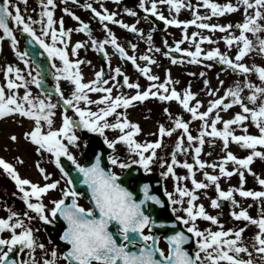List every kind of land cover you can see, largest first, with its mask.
<instances>
[{
    "label": "snow or ice",
    "instance_id": "obj_1",
    "mask_svg": "<svg viewBox=\"0 0 264 264\" xmlns=\"http://www.w3.org/2000/svg\"><path fill=\"white\" fill-rule=\"evenodd\" d=\"M24 2L26 3V0ZM158 4H166L169 6V11L175 10L177 13L183 7H192L191 4L182 3V0H147V2L141 0L139 7L146 14H151L159 21H163L165 25H183L184 28L193 25L198 29L219 30L228 33L223 37L227 48L230 49L233 45L237 48L234 56H230L227 52L221 53L218 48L205 52L201 44L204 42L215 43V41L210 36L201 35L199 32H192L191 37L185 32L182 40L176 42L173 48L162 53L165 57H170L173 51L176 53L183 52L190 58V63H200L201 57L210 61L215 60L234 73L242 74L245 77L243 81L236 82L234 87H228L223 96H217L215 89L210 90L209 94L214 98L208 102L204 111H200L201 107L204 106L203 102L196 100L194 104H190V101L195 99V94L190 90V86L183 92L178 91L175 87H170L173 83L170 75L168 79L160 82L159 77L152 74L149 67V65L157 62L145 54L139 57L140 60L145 61V65L138 64L137 57L129 55L125 51V48L121 46L115 34L107 28L106 24L104 25L107 32L106 38L103 40L92 39L91 46L96 51L103 52L107 57L105 45L110 44L121 58L131 61L139 73L143 74L150 82L144 90H141L138 82H130L129 76L123 74L120 67H116L108 73L107 79L104 78L105 72L101 68L94 72V79L88 82L83 81L80 65L85 61L69 59L68 43L65 38L69 37L71 30L66 31L64 29L62 19L59 29L54 27L56 21L52 9L56 7L55 0H40L42 10L39 13V20H34L30 16L26 19L22 15L19 5L13 4L11 0H3L0 3V30L3 33L0 40L9 38L11 46L14 49L17 47V37L14 35L13 28L10 27V22H12L21 33L27 34L31 38L29 43L37 44L50 60L58 59L61 62L60 66L55 63L52 64L54 69L52 76L57 82L54 85V92L58 96L55 103L51 99L53 91L43 88L46 77L43 74L41 64L30 60L27 51L17 52V56L23 60L26 66H29L27 77L19 67L8 65L4 70L5 84L0 85V118L18 115L21 118L31 120L33 127L23 134L24 138L35 146V151L41 156L44 153L49 154L61 172V179L48 182L51 174L46 173L44 168L37 165L46 181L40 185L27 178H22L13 163L0 158V169L14 181L15 187L20 193V199L26 208L35 214L29 215V211H25L21 215L9 210L10 214L6 218H0V234L5 231L11 234L10 238L0 236V264H17L16 260L9 259V254L17 246L21 252L25 248L28 249L30 255L35 252L36 248H45L43 243L37 242L34 229L26 223V220L39 219L45 224H54L58 218H62L65 225L59 239L64 242L66 251L62 257H58L56 250L53 249L51 251L52 259H45L43 264H57L58 259H63L65 264H253L252 253L249 251V246L245 245L242 236L248 225L258 228L250 247L264 259V210L258 218H253L244 209L233 210L230 213L233 219L243 220L248 224L237 229L223 230V225L220 224L218 217L209 214L203 204L196 203L199 199L197 190H207L210 187H214L218 193L216 198L210 200L213 208L221 207V201L229 202L233 208L238 207L239 202L235 199V193L244 198L264 199V191L243 189L245 171L256 175L250 168L254 158L264 160V151L258 150V146L264 148V66L255 64L249 66L243 62L244 58L255 47L253 40H250L246 33L256 35L257 50L264 53V38L257 35L264 32V24L259 23L260 20H264V0H237V5L242 4L244 7L243 22L235 25L240 30L239 35L229 33V29L233 25L204 23L202 21L208 17L198 14L195 15L194 19L187 21L166 18L158 11ZM237 5L230 2L221 5L211 2V0H203V6L211 10L212 16L235 12L238 10ZM84 7L91 9L101 22L110 21L133 33L140 32L141 35L143 34L135 23L129 25L114 19L115 12H109L107 9L97 11L91 4H85ZM249 10L252 11L249 12ZM64 11L67 12L68 9L65 8ZM129 15L136 16L137 13L129 10ZM73 18L79 21V17L73 16ZM35 24L40 25L39 34L33 27ZM76 31L88 32L91 36L89 25L83 21L80 22V27ZM148 39L151 41V34H149ZM49 40L50 42H48ZM184 40H190L194 44L195 50L182 49L180 45ZM83 46L81 42H77L72 48L73 55L76 54L77 49ZM131 47L135 50L137 46L133 44ZM155 51L159 52L160 49L157 48ZM171 62L175 64L178 59L172 57ZM179 62H183L182 58ZM33 71L35 72L34 75ZM253 73L258 76L260 85L252 83L248 79ZM200 75L203 76L205 73L201 72ZM118 76H122V81L116 79ZM61 79L70 82L72 86L67 97L61 91L59 84ZM110 81H112L111 84ZM204 83L207 85L208 81L205 80ZM219 83L223 86L224 82L219 81ZM30 85H35L37 89H41L43 95L34 97ZM125 87L134 89L135 93L127 95L118 91L113 96L114 88ZM20 88H24L23 95L18 94ZM244 88L249 90L247 94L244 93ZM88 93H102L103 95L99 96L97 100H92ZM150 97L162 102H178L182 109L190 114L191 121H201L199 134L193 136L189 129V122L174 117L170 127L166 128L163 124L158 126L159 138L156 141L138 142L135 137L141 132L140 126L131 122L125 112L117 110L127 109L133 105V102H143ZM58 104L63 108L64 115L62 125L54 128L53 117ZM88 104L96 105L97 109L93 111L91 108L82 106ZM249 104L252 106L250 107ZM233 106H239L241 111L235 113L231 118H222L219 114L220 111H227ZM69 109L74 112L75 118L66 114ZM164 111L169 112L168 108H165ZM109 117L113 119L109 120ZM245 122H250L255 126L258 129V134H249L248 124ZM218 124H222V128H218ZM234 125L239 127L243 134H236L232 127ZM76 129H86L91 133H99L104 136V143L113 151H115L118 143L126 146L129 162H124L119 156L113 154L108 156V161L112 166L129 169L132 164H138L143 167L145 172L151 171L150 165L156 159V150L162 147L163 138L165 136L171 137L178 129L182 130L171 153V162L161 160V166L166 165V171L162 172L161 175L167 177L171 174L177 181L175 190L179 194V199H173L172 194L169 193V200L173 205H181L179 210L186 215L177 216L176 220L180 221L185 226L186 232L191 235L186 234L185 231H174V234L166 237L167 252L159 248V237L152 232L156 222L149 214L147 204L154 202L159 205L162 203L161 199L157 195L150 194L148 184H143V198H138L121 182L120 175L102 166L101 156H97L95 162L90 165L80 164L70 151V146L79 147L80 138L76 135ZM106 129L118 131L119 134L114 139L109 140L105 135ZM205 137L211 138L209 143H213L216 138L222 141V147L226 154L219 163L208 164L199 158L205 144ZM185 138L187 146H185ZM10 139L16 141L17 137L12 135ZM230 142L249 150V154L243 158H238L229 150ZM190 149L194 152V163L177 160L178 152L187 155ZM61 157H66L71 162L78 174L77 177H73L68 171H65V168L61 166ZM16 159L19 163H23L22 158L17 157ZM229 162L234 165L231 171L226 168ZM174 166L187 169L189 176H177L174 172ZM195 166H198L199 170L218 168L219 174L203 171L205 180L198 181L195 178ZM234 174L239 176L240 187H229L227 190H222L220 178H231ZM189 178H191L193 185L192 189L180 186L179 181ZM77 179L80 184L86 186L90 207H85L79 203L80 198L85 193L77 190L75 186ZM61 180L64 181L62 187ZM257 180L259 185L264 186V178L257 177ZM50 190H58L60 197L52 199L50 201L52 207L48 208L43 202V197ZM204 195H207L206 191ZM185 198H187L186 201ZM175 211L177 209L173 208V212ZM198 218H202L212 225H217L220 230L213 231L211 228L200 230L196 224ZM145 229L148 230L147 233ZM173 229H175V225H173ZM193 237L196 238L195 243L198 248L194 256L185 247ZM4 248L7 251H4ZM201 253L204 254L203 257ZM242 254H246L248 258H242ZM31 264H36L34 258Z\"/></svg>",
    "mask_w": 264,
    "mask_h": 264
},
{
    "label": "rangeland",
    "instance_id": "obj_2",
    "mask_svg": "<svg viewBox=\"0 0 264 264\" xmlns=\"http://www.w3.org/2000/svg\"><path fill=\"white\" fill-rule=\"evenodd\" d=\"M147 2V0H146ZM211 2H215L218 4L232 3L237 5V0H211ZM184 4H191L192 7H183L180 12L177 13L175 10L169 11V6L166 4H158V9L166 18H175L181 21H187L195 18V15L198 14L200 16L208 17L203 20L204 23L209 24H220L227 25L231 24L233 27L229 29V33L233 35H239L240 30L235 27L237 23H242L244 19V7L242 4L237 5L238 10L232 13H225L221 16H212L211 10L206 6H203V0H182ZM150 6V5H149ZM136 8H132L131 11H135L137 13L136 16L129 15V12H124L123 6L118 3H112L110 6V12H115L116 16L114 19H118L119 21H123L129 25L136 24L137 28L143 32V37L138 38L136 35H130L128 29L121 27L119 24H112V33L118 39V42L125 47V41L130 40L135 43L136 52H137V63L141 65L139 57L142 55L151 56L157 63L149 65L151 69V73L159 77V81L163 82L168 79L169 75L171 81L173 82L170 87H175L178 91L183 92L185 89H188L190 86V90L195 94V99L190 101V104H194L196 100L203 102V107H201L200 111H204L207 107L208 102L214 97L210 95V90L215 89L217 96H223L224 91L228 87H234L236 82L243 81L245 77L242 74L234 73L231 69L223 68L220 66L215 60H206L201 57L200 63H190V58L187 57L183 52L182 60L183 62H178L173 64L171 62V57H165L162 53L167 50V48H173L175 43L182 40L184 38L185 32L191 37L192 32H199L201 35L210 36L215 43L204 42L201 44L202 49L206 52L213 48H218L221 53L227 52L230 56H234L237 51L235 45L230 49L227 48L223 37L228 33L220 32L219 30L211 31L208 29H198L196 26L189 25L187 28L181 26H171L165 25L162 30L157 29L155 25H153L148 19H145V15L143 14V10L140 9L139 6L136 5ZM252 10H249L251 12ZM139 21V23H137ZM259 23L264 24V20H260ZM155 33L163 36L165 38V47L163 48L160 45H157L154 42ZM151 34V41H149L148 36ZM250 40H253L255 47L253 50L248 53V55L244 58V61L249 66L255 64L257 66H264V53H260L257 50L258 41L256 35L252 33H246ZM260 38H264V32H260L257 34ZM199 40V37H197ZM182 49L195 50L194 44L190 40H184V42L180 45ZM160 49L159 52L155 51V49ZM151 49V51H149ZM111 68L105 74L104 78H108V73H110L114 68L120 67L123 74L129 76L130 82H138L141 86V90H144L147 85L150 83L147 81L146 77L139 73L138 69L135 67L134 71L128 73V70H124V66L118 58V56L114 55L111 60ZM145 63L141 66H144ZM211 65V67H208ZM203 72L205 75L201 76L200 73ZM140 75H143V78H139ZM83 76V81L88 82L90 79H84L85 74ZM119 81H122V76L117 77ZM248 79L257 85H260V81L258 76L253 73ZM207 80L208 84L206 85L204 81ZM219 81H223V86L220 85ZM112 81H110V84ZM120 91L124 94L131 93L129 91L126 92L123 88H114L113 96ZM248 89L244 88V93H248ZM21 92V90L19 91ZM135 93V90H134ZM23 95V93H18ZM92 100H97L99 96L103 95L102 93H88ZM247 103V101H245ZM84 107L91 108L93 111L97 109V106L94 104L82 105ZM102 106V105H101ZM251 107L252 105L249 104ZM165 108H168L169 112L166 113L164 111ZM117 111L125 112L127 118L134 123H137L141 132L135 137L138 142L146 143L156 141L158 136V126L163 124L166 128L172 125V118L178 117L182 118L184 121L189 122V129L193 136H197L199 134L201 121L195 120L191 121L190 114L182 109V106L179 105L176 101H167L162 102L156 98H149L143 102H137V106L134 108L127 109H118ZM241 109L239 106H233L227 111H220V115L224 119L231 118L235 113L240 112ZM69 117H74L75 115H69ZM171 114V115H170ZM64 115V114H63ZM112 117H109V120H112ZM54 120V128H58L62 125L60 123L59 117L53 118ZM248 124V133L249 134H258V129L253 126L250 122H245ZM33 127V122L26 118H21L18 115L15 117L9 116L5 118H0V158H4L6 161L13 163L17 168L20 176L22 178H27L32 182L39 183L43 185L46 181L43 179V175L40 173L39 167L45 169L46 173H50V181L61 179V172L56 167L54 160L49 156V154L44 153L43 156L38 154L35 151V146L28 142L24 138V133L29 131ZM218 128H222V124L217 125ZM235 129L236 134H243L242 130L237 126H232ZM182 130H176L171 137L165 136L163 138L162 147L156 150V159L150 165L151 171L154 175L160 176L163 179L164 188L166 189L167 195L169 193L172 194L173 199H179V194L176 192L177 181L170 174L165 177L162 176L161 173L166 171V165L164 167L161 166V160L171 162V153L174 150V145L180 136ZM118 131L106 129L105 135L109 140L114 139L118 135ZM15 135L17 137L16 141H12L10 137ZM76 135L80 138L78 141L79 147L70 146L71 153L75 156L79 163H83L85 157V149L90 145L96 143L99 139L104 143V136H101L99 133H91L86 129H76ZM211 138L205 137V144L202 147V152L200 154V159L206 161L208 164L219 163L220 159L225 156V152L222 147V141L219 138H216L213 143H209ZM107 145V144H105ZM185 146H187L186 138H185ZM229 150L232 151L238 158H243L249 154V150L240 148L235 143L230 142ZM258 150L264 151V148H260L258 146ZM117 155L124 162H129V153L124 151L121 147V144H117L115 151L111 152V155ZM194 152L193 150H189L188 154L185 155L182 152H178L177 160L183 162L187 161L188 163H194ZM17 157L22 158L23 163H19L17 161ZM141 166V165H140ZM111 169L117 174H122L125 169H121L119 167H114L110 164ZM142 167V166H141ZM234 165L229 162L226 165V168L231 171ZM143 168V167H142ZM252 172L256 175L250 174L248 171H245V182L243 184L244 190H252V191H264V186L259 185L257 177L264 178V160L260 158H254L253 163L250 165ZM195 178L198 181H204L205 178L203 176V171H208L211 174H219V170L212 168H205L203 170H199L198 166L194 167ZM174 172L177 176H189L188 170L184 169L180 166H174ZM29 173V174H28ZM27 175L31 176L28 177ZM0 180L3 181L5 186H12L16 189L14 181H12L2 169H0ZM207 182V181H205ZM220 186L222 190H227L229 187H240L239 176L238 174H234L231 178H220ZM180 186L188 187L192 189L193 185L191 184V178L187 180L179 181ZM64 185V181L61 180V186ZM17 190V189H16ZM18 191V190H17ZM53 190H50L51 193ZM207 192L205 196L204 193ZM197 195L199 199L196 201L197 204H203L205 206L206 211L211 215H216L220 224L223 225V230L228 229H237L239 227H244L248 222L243 220H235L230 216V213L235 211H240L241 209L247 210L250 216L253 218H258L261 214L262 210H264V199H253L251 197L244 198L240 197L238 193H235V199L239 202V206L233 208L229 202L221 201L223 203V209L220 207L213 208L211 207L210 200L212 198H216L218 193L215 191L214 187H210L207 190L201 189L197 190ZM14 194H10L5 190V187H0V199L7 198L9 200L4 201L3 207L4 209H0V214L2 217H5L7 213H5L6 206L14 207V201L10 200ZM53 197V195H51ZM169 197V196H168ZM187 198H185L186 201ZM49 200V194L43 197V202ZM35 201V200H33ZM11 202V204H9ZM171 202V201H170ZM1 204V200H0ZM186 206V204H185ZM173 207L178 208V212L180 216L186 215L179 209L181 205L176 204ZM197 227L200 230H205L211 228L213 231L220 230L217 225H212L210 222L203 220L202 218H198L196 221ZM258 231L256 226L248 225L246 231L242 234L245 245L249 246V251L252 253L253 264H264V259L261 258L260 254H257L250 245L253 242L254 234ZM198 249V248H197ZM203 253L201 256L203 257ZM248 258V257H247ZM245 258V259H247Z\"/></svg>",
    "mask_w": 264,
    "mask_h": 264
},
{
    "label": "flooded vegetation",
    "instance_id": "obj_3",
    "mask_svg": "<svg viewBox=\"0 0 264 264\" xmlns=\"http://www.w3.org/2000/svg\"><path fill=\"white\" fill-rule=\"evenodd\" d=\"M3 0H0V3H2ZM13 4H18L22 15L27 17H32L34 20H39L40 16L39 13L42 10L40 6V0H26V3L24 0H11ZM117 2V0H55L56 7L52 9L54 11V20L56 21L54 27L59 29L60 27V20H63V27L64 29L71 30L69 33V37L65 38L68 43V54L70 60H76L79 59L81 61H85V63H81L80 65V71L86 76H84V79L87 80L88 78L90 81L94 79V72L97 70H100L103 68L105 74L109 71L111 68V58L114 55H117L115 49L110 45H105V52H107L106 57V64H104L103 61L99 58V52L96 51L91 46V40L97 39V40H103L107 36V32L105 30L104 25H107V28L112 31V22H101L98 17L94 15V13L91 11V9H86L84 7L85 4H91L92 7L96 8L97 11H103V9H107L110 12V6H112V3ZM141 0H118V3H120L123 8L124 12L131 11L132 8H136V5L139 6V3ZM67 8L68 11L65 12L64 9ZM158 11L161 13V11L158 9ZM143 14L145 17L147 16V19L155 25V19H149L148 14H146L143 11ZM73 16L79 17V21L74 19ZM154 18V16H153ZM118 20V19H117ZM83 21L84 23H87L89 25V30L91 32V36H89L88 32H80L76 31L78 27H80V22ZM165 26V24H162V27L159 28V30H162V28ZM10 27L13 28L14 35H16L18 44L17 47L14 49L11 46V41L9 38H4L3 40H0V85L5 84V75L4 70L8 65H12L14 67H19L24 71V75L27 77V68L29 66H26L18 56L17 52H24L27 51L29 53V58L32 61L39 62L41 65H43V74L46 77L45 83H44V89H47L49 91H53V95L51 97L52 101L55 103L58 100V96L54 92V85L57 83L52 76V73L54 72V69L52 68V64L55 63L57 66H60L61 62L56 59L55 61L50 60L47 57L46 53H43V50L39 48V46L35 43H29L28 41L31 40L30 37L27 36V34H23L19 31L17 26L10 22ZM34 28H36L37 33L39 34L40 25L35 24L33 25ZM130 35H136L138 38L143 37L144 34L141 35L140 32L133 33L130 30H128ZM143 33V32H142ZM2 30H0V36H2ZM164 38V37H163ZM165 39V38H164ZM50 42V40L48 41ZM77 42H81L84 46L80 49H77V52L75 55L72 53V48L75 46ZM135 44V43H133ZM131 41L127 40L125 41V47L121 44L122 47L125 48L126 52H128L129 55H135L137 57L136 49L133 50L131 45H133ZM61 46V45H58ZM163 47V46H162ZM165 47V46H164ZM163 47V48H164ZM119 55V53H118ZM105 56V55H104ZM120 56V55H119ZM120 60L124 66V70H128V73L135 70V65L131 63V61H128L126 64L122 61L121 57ZM141 65L145 63V61H140ZM35 72L33 71V75ZM118 79V78H116ZM61 91L64 93V96L67 97L69 95L70 90L72 89V86L70 85V82L64 81L61 79L59 81ZM32 95L34 97L36 96H42V90L37 89L35 85H30ZM128 93L131 91V93H128V95L134 94V89H128L123 88ZM21 90V92H24V88H20L18 90V93ZM7 91V89H6ZM134 107L137 106V102H133ZM69 115H75L74 112L69 109L67 111ZM64 110L58 104L57 109L55 110V117H59L60 123H62ZM113 151V149H112ZM82 164V163H80ZM0 187H5V190H7L8 193L14 194L15 196L12 197V201H14V207H8L6 206L7 213L5 217H2L0 214V218H6L10 213L9 210L15 211L19 214H23L25 211H29V215H35L30 210L26 208V205L23 203V201L20 199V193L12 186H5L3 184V181L0 180ZM62 187V186H61ZM129 190L134 189V185L131 184L128 186ZM49 194V200L45 201L44 204L51 208L52 204L50 201L55 198L60 197V192L58 190H53ZM53 195V197L51 196ZM1 204L0 209H4L3 203L6 200H9L7 198H1ZM35 202V201H33ZM80 204H82L85 207H90L88 201V195L85 193L84 196L80 198L79 201ZM11 204V202L9 203ZM157 205V204H156ZM158 207V206H157ZM173 208H176L177 211L173 212ZM147 209L149 214L152 216L153 220L155 221V217H158V209L156 210L152 209V204H147ZM173 212L172 218L176 220L177 216H180L178 212L177 207H173V204L170 202V208L167 212ZM162 214H164L162 212ZM160 219V218H159ZM178 221V220H177ZM155 226L152 228V232L159 237L158 240V247L163 249L165 252H167L168 243L166 237L169 236L170 232L173 230V227L170 226H164L163 223H160V221H155ZM180 222V221H178ZM26 223L30 224V226L34 229V236L38 243H43L45 245L44 249L36 248L35 252L31 255L29 254L28 249H24L23 252L19 251V246H17L16 249L9 255L18 256V261L20 264H24V262H27V264H31L32 259L34 258L36 261V264H43L45 259H52L51 257V251L53 249L56 250L58 257H62L63 253L66 251L65 244L63 241L59 239V236L62 235V229L65 227L64 223L62 222V218H58L57 221L54 224H45L44 222L40 221L39 219H33L31 221H27ZM181 223V222H180ZM184 226V225H183ZM186 229V228H185ZM19 231V229H17ZM147 229H145V232L147 233ZM10 232L5 231L4 233L0 234L3 238H10ZM4 251H7L6 248L3 249ZM198 251L197 246L194 245L193 252L196 253ZM243 258H247L246 254H242ZM57 264H65L63 259H58Z\"/></svg>",
    "mask_w": 264,
    "mask_h": 264
},
{
    "label": "water",
    "instance_id": "obj_4",
    "mask_svg": "<svg viewBox=\"0 0 264 264\" xmlns=\"http://www.w3.org/2000/svg\"><path fill=\"white\" fill-rule=\"evenodd\" d=\"M172 57H176L177 59L181 58V55L176 52L171 53ZM225 67V66H223ZM110 149L107 148L102 141L98 140L96 143L92 144L89 148L86 150V160L83 165L87 166L90 165L91 163L95 162V159L97 156H101V164L104 166L106 169H109V161L107 158V155L109 154ZM62 167L65 168L66 171L69 172L70 175L73 177H77V172L74 168V166L71 164L70 161L67 160V158H64L62 161ZM136 178L137 180V193L140 192V194L143 196L142 192V186L143 184H148L150 186V194L157 195L159 198L163 194V188H162V181L158 180V182H153L154 179L152 178L151 175L145 174L141 172L140 168H137V166H132L129 168L123 176H121V182H123L126 185L129 184V180ZM76 188L78 191H81L83 188L86 190V186L80 184L77 182L75 184ZM167 200V198H166ZM165 200V206L164 209L167 208V201ZM166 215V214H165Z\"/></svg>",
    "mask_w": 264,
    "mask_h": 264
},
{
    "label": "bare ground",
    "instance_id": "obj_5",
    "mask_svg": "<svg viewBox=\"0 0 264 264\" xmlns=\"http://www.w3.org/2000/svg\"><path fill=\"white\" fill-rule=\"evenodd\" d=\"M28 174H29V173H28ZM27 176L31 178V176H29V175H27Z\"/></svg>",
    "mask_w": 264,
    "mask_h": 264
}]
</instances>
